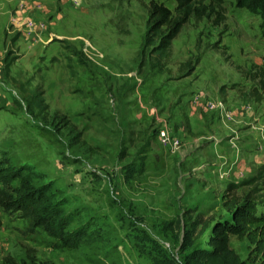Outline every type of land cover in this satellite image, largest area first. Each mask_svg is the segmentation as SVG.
Instances as JSON below:
<instances>
[{
	"label": "rangeland",
	"instance_id": "1",
	"mask_svg": "<svg viewBox=\"0 0 264 264\" xmlns=\"http://www.w3.org/2000/svg\"><path fill=\"white\" fill-rule=\"evenodd\" d=\"M193 1L205 7L203 16L191 15L159 70L151 58L139 66L148 10L154 2L175 15L176 0H0L3 158L43 173L63 189L69 210L91 217L106 235L105 242L63 247L0 207V264H194L188 255L208 230L190 233V221L228 215L227 182L214 179L207 162L199 169L177 164L176 150L159 141L164 122L149 109L166 101L160 94L175 99L193 83L191 97H250V72L264 67V35L260 16L233 0ZM27 21L34 28L25 35ZM214 113L228 128L232 120ZM164 124L179 138L176 123ZM230 246L243 264L260 263L248 238L231 236Z\"/></svg>",
	"mask_w": 264,
	"mask_h": 264
},
{
	"label": "trees",
	"instance_id": "2",
	"mask_svg": "<svg viewBox=\"0 0 264 264\" xmlns=\"http://www.w3.org/2000/svg\"><path fill=\"white\" fill-rule=\"evenodd\" d=\"M214 6L224 0H209ZM236 7L258 14L264 35V0H233ZM176 0V14L163 4L152 2L149 7L147 28L142 36L139 66L151 58L152 67L161 69L171 52L172 41L189 18L203 16L205 7L198 1ZM198 61V58L196 59ZM6 65L8 64L5 60ZM250 76L256 81L250 94L256 101L264 93V67H257ZM42 91L35 89L33 98L40 105L44 102ZM44 107H47L45 104ZM75 135L74 138L80 136ZM0 150V207L7 212H17L28 219L29 229H42L63 247L105 242L106 235L100 231L91 217L86 218L76 210H69L63 189L55 186L41 172L25 165L5 161ZM227 216L204 219L198 214L189 224V232L199 237L205 235L203 245L188 255L194 264H243L240 255L230 246V238H248L264 264V162L254 173L240 182H228L222 195ZM16 264V263H9ZM22 264H50L22 263Z\"/></svg>",
	"mask_w": 264,
	"mask_h": 264
},
{
	"label": "crops",
	"instance_id": "3",
	"mask_svg": "<svg viewBox=\"0 0 264 264\" xmlns=\"http://www.w3.org/2000/svg\"><path fill=\"white\" fill-rule=\"evenodd\" d=\"M190 86H193L189 87L191 90L195 87L194 83ZM189 88L175 99H171L169 93L162 96L157 90L166 101L157 102L149 109L157 121L177 125L176 134L182 146L172 153V158L177 159V164L192 165L193 169L207 162L206 169L215 172L214 179L220 178L219 183L239 182L250 177L264 162V93L262 99L256 101L249 94L248 97L239 93L229 96L222 92L234 113V120L225 128L217 121L214 111L205 108L202 100H195L197 94L191 97ZM135 100L142 102L140 97ZM126 105L132 106V103L127 101ZM195 125L202 131H195ZM189 130L192 133H188Z\"/></svg>",
	"mask_w": 264,
	"mask_h": 264
},
{
	"label": "built area",
	"instance_id": "4",
	"mask_svg": "<svg viewBox=\"0 0 264 264\" xmlns=\"http://www.w3.org/2000/svg\"><path fill=\"white\" fill-rule=\"evenodd\" d=\"M33 28H34V23L33 22L30 23L27 21L26 22L27 31L25 30V35H28L30 32H32ZM195 100H202L205 108L217 112L223 123L234 120L231 110L229 109L227 103L222 99H213L203 94H197L195 96ZM157 129H158V137L160 138V142L163 146L168 147L171 151H175L180 147L181 145L180 139L177 136L170 134L169 127L166 126V124L163 123L159 125Z\"/></svg>",
	"mask_w": 264,
	"mask_h": 264
}]
</instances>
